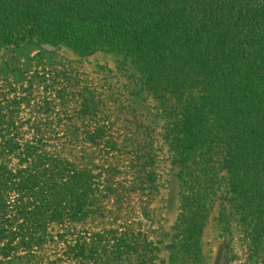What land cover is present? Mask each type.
<instances>
[{
	"label": "trees",
	"instance_id": "obj_1",
	"mask_svg": "<svg viewBox=\"0 0 264 264\" xmlns=\"http://www.w3.org/2000/svg\"><path fill=\"white\" fill-rule=\"evenodd\" d=\"M31 40L112 53L154 101L181 182L170 264H203L216 202L245 262L264 264V0H0V47ZM18 129L0 114V264H54V241L75 264H151L152 243L129 228L52 233L101 215L104 194Z\"/></svg>",
	"mask_w": 264,
	"mask_h": 264
},
{
	"label": "rangeland",
	"instance_id": "obj_2",
	"mask_svg": "<svg viewBox=\"0 0 264 264\" xmlns=\"http://www.w3.org/2000/svg\"><path fill=\"white\" fill-rule=\"evenodd\" d=\"M135 76L125 61L104 51L81 56L33 40L0 47V114L24 138H42L46 150L88 171L102 188L101 215L54 224V235L89 236L121 226L152 243L151 264H170L167 246L181 182L162 140L164 121ZM81 105L89 106V114L81 113ZM219 209L216 202L202 234L203 264H247L238 236L220 226ZM46 254L54 264H75L60 241L50 243Z\"/></svg>",
	"mask_w": 264,
	"mask_h": 264
}]
</instances>
